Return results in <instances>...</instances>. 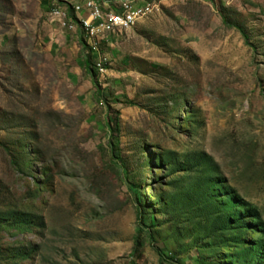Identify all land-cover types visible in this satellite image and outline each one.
Listing matches in <instances>:
<instances>
[{
	"label": "rangeland",
	"instance_id": "374dc122",
	"mask_svg": "<svg viewBox=\"0 0 264 264\" xmlns=\"http://www.w3.org/2000/svg\"><path fill=\"white\" fill-rule=\"evenodd\" d=\"M82 1L0 0V264H264V0Z\"/></svg>",
	"mask_w": 264,
	"mask_h": 264
},
{
	"label": "bare ground",
	"instance_id": "6f19581e",
	"mask_svg": "<svg viewBox=\"0 0 264 264\" xmlns=\"http://www.w3.org/2000/svg\"><path fill=\"white\" fill-rule=\"evenodd\" d=\"M119 1L121 0H107V2L100 3L98 0H83L81 3L73 4L72 9L75 13H79L80 7L86 4L87 8L101 9V17H114L115 8L113 6H105V4L117 3ZM139 1L140 0H125V8L138 7L131 12L129 16L128 10H121V17H127V19L117 18L110 22L108 20H100L94 24L83 18L79 23L90 37H97L100 32H111L117 29L129 28L134 25L138 19L152 11V5L148 1ZM69 27L72 28L73 24L69 25ZM92 49L96 50L97 48L95 45H92ZM97 65H100V63H97Z\"/></svg>",
	"mask_w": 264,
	"mask_h": 264
},
{
	"label": "built area",
	"instance_id": "2783aa9c",
	"mask_svg": "<svg viewBox=\"0 0 264 264\" xmlns=\"http://www.w3.org/2000/svg\"><path fill=\"white\" fill-rule=\"evenodd\" d=\"M70 5V4H69ZM105 6H113L115 8V16L114 17H101V9L96 8H87L86 4L80 7V12H84L86 21L93 22L94 24L99 22L100 20H108L109 22L115 20L117 18H125L121 17V10H128V16L131 12L136 10L138 7L135 8H125V0H121L117 3L105 4Z\"/></svg>",
	"mask_w": 264,
	"mask_h": 264
},
{
	"label": "trees",
	"instance_id": "16d2710c",
	"mask_svg": "<svg viewBox=\"0 0 264 264\" xmlns=\"http://www.w3.org/2000/svg\"><path fill=\"white\" fill-rule=\"evenodd\" d=\"M91 50V49H90ZM90 62V59H87L86 61H85V63H89Z\"/></svg>",
	"mask_w": 264,
	"mask_h": 264
}]
</instances>
